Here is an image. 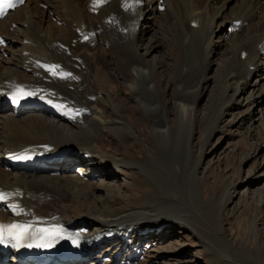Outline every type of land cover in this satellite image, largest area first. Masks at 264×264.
Here are the masks:
<instances>
[{
	"label": "bare ground",
	"instance_id": "obj_1",
	"mask_svg": "<svg viewBox=\"0 0 264 264\" xmlns=\"http://www.w3.org/2000/svg\"><path fill=\"white\" fill-rule=\"evenodd\" d=\"M161 1L29 0L0 21V223L28 222L45 231L74 234L80 239L114 232V241L104 251L121 254L133 242L131 264L140 255L141 243L140 238L128 242L132 233L141 235L154 229V234L161 236L172 223L182 225L188 221V216L182 218L161 210L181 198L173 180L162 176L159 168L164 165L152 159L137 162L138 170L158 177L161 174L165 180L160 177L155 182V193L143 207L125 211L100 200L90 203L94 173L105 182L114 177V171L129 165L124 158L109 156L100 148L103 136L116 134L121 146L133 138L142 141L131 114L127 115L122 107L125 101L103 95V78L112 89L118 85L128 90L130 101L150 114L151 134L166 154L167 140L175 129L164 88L177 93L172 107L178 108L181 121L195 112L197 101L212 81L206 73L211 56L217 53L214 40L225 41L220 34L223 30L218 32L226 23L224 28L237 32L232 34L233 45L223 52L219 78L213 81L219 86L214 99L217 104L211 107L206 122L211 136L221 129L220 123L229 113L231 124L245 125L251 118L238 119L241 113L235 115L231 109L241 104L239 97L252 100L242 114L251 117L256 106L253 99L257 98L262 100L257 108L264 113V87L253 80L259 71L264 75V0L243 3L234 18L225 10L236 0ZM148 9L150 16L158 14L163 24L160 16L165 19L167 9L179 17L181 48L174 51L172 64L171 59H157L167 47L159 32L143 44L148 27L141 21ZM3 45L7 51H3ZM6 57L10 59L6 61ZM197 62L201 71L192 81ZM18 91L25 96L23 105L19 98L12 97ZM193 94L197 96L195 102ZM259 128L264 133V114ZM247 129V137L252 136L255 129ZM193 157L187 158L181 179L185 182L190 176L200 185L197 168L190 167ZM87 163L90 167L101 165L102 171L83 170ZM50 169H55L53 175ZM103 187L111 195L122 190L121 185L109 182ZM215 201L202 200L200 204L208 209ZM87 203L89 209L80 220L69 216V206L83 208ZM215 220L222 232L221 218ZM103 247L92 249L80 264L89 258L91 264L101 261L103 252L95 254ZM0 264L24 263L15 253L0 251ZM53 264L76 262L59 260Z\"/></svg>",
	"mask_w": 264,
	"mask_h": 264
},
{
	"label": "rangeland",
	"instance_id": "obj_2",
	"mask_svg": "<svg viewBox=\"0 0 264 264\" xmlns=\"http://www.w3.org/2000/svg\"><path fill=\"white\" fill-rule=\"evenodd\" d=\"M246 2L249 0H236L235 3L227 7L225 12L230 18H234L239 13L237 12L239 7ZM221 5L222 3H219L218 7ZM170 11L167 9L168 16H165V19L160 16L164 21L163 24L157 18L158 14L157 16H150L148 9L145 12L146 20H144V16L141 24H146L148 27L143 37V44L155 38L159 32L160 36L166 39L167 47L158 54L157 59H171L169 64H172L174 51L180 49L181 45L178 39L179 17L169 13ZM160 12L164 13L162 10ZM258 19L260 20V18ZM221 21L219 20L218 24ZM244 24L245 22L242 21V25ZM226 25L228 24L224 23L223 29L220 28L218 32L223 30L220 34L225 41L214 40L217 53L215 55L213 53L211 56L212 63L206 73L207 78L212 81L205 87L202 98L197 101L196 110L195 112L192 111L190 117L181 121L178 108L172 107L174 101H177V96H175L177 93L164 88L167 103L171 108V121L175 129L173 137L167 140L168 147L166 149L168 153L166 154L162 152L158 141L151 134L150 114L146 113L142 106H136L130 101L128 90H121L118 85H113L112 89L110 88L112 85L103 78V95L110 94L119 101H125L122 107L127 111V115L131 114L142 141L133 138L131 142L121 146L116 140V134L103 136L100 148L109 156L115 155L124 158L127 162L129 161V165H124L121 170L114 171V177L105 182L99 176L100 174L94 173V178L90 180L93 183L90 186L93 190L90 203L94 200H100V203L105 202L117 210L125 211L141 208L148 198L154 195L155 182L160 181L163 177H168L173 180V185L178 189L181 199L180 201L175 200L172 205L163 207L161 210L180 214L182 218L185 216L189 218L182 225L177 222L172 223L161 236H156L154 229L144 231L141 235L140 233L137 235L132 233L128 242L140 238L141 243L139 246L140 255L131 264H259V262L264 264V133L259 128L264 113H261L257 108L262 106V100L253 99L256 106L251 112V117L242 113L246 111L252 100H245L241 96L238 98L239 101L241 100V104L231 106L235 115L241 113L238 119L251 118V123L248 121L245 125L231 124L233 119L229 113L222 119L221 129H218L211 136L206 122L211 107L214 106L215 108L217 104V102L214 103V99L218 95L219 86H216L213 81L219 78L217 71L222 60H224L223 52L225 48H230L233 45L232 34L237 32L235 29L224 28ZM221 42V47H218ZM2 49L7 51L8 47L3 45ZM6 58V61L10 59V57ZM142 62L144 65L145 62ZM194 69L197 71L192 75V79L190 78L192 81L197 72L201 71L198 62ZM261 74L263 73L260 71L256 73L253 80H258L259 86L264 87V75L261 76ZM163 75L164 78L167 77L166 74ZM249 91L250 89L244 96ZM258 91L257 89L255 94ZM194 96L195 94H193L192 101L195 102L197 96ZM223 127L225 129H222ZM248 127L255 129L253 135L249 137L246 135ZM148 138L150 141L146 142ZM193 154L190 167L197 168V178L201 187L197 185L193 177L188 176V180L185 179V182L181 179L182 172L187 166V158ZM151 159L164 165V168H159L163 177L161 174L158 177L149 172L144 173L138 170L137 162ZM199 161H201V165H199ZM76 165L74 164L73 167L75 168ZM85 169L102 171V166L90 167V164L87 163L83 170ZM54 170L50 169L49 174L53 175ZM164 178L163 180H165ZM108 182L121 185L122 190L114 195L105 192L103 186ZM226 188L228 189L227 194ZM211 199L217 201L213 202L208 209L206 205L200 204L202 200L207 203ZM65 200H67V196ZM89 206V203L85 204L83 208L71 205L67 208V212L71 218L80 220L85 216ZM199 207L200 209H198ZM218 217L221 218L222 232H219L220 229H218L215 220ZM113 241L111 240L95 254L103 252V255L106 256L103 257L102 255L101 261L96 262L95 260L92 264H130L132 258L130 247L133 242L130 246L127 244V249L121 254L104 251ZM91 259H87L85 264H91Z\"/></svg>",
	"mask_w": 264,
	"mask_h": 264
},
{
	"label": "snow or ice",
	"instance_id": "obj_3",
	"mask_svg": "<svg viewBox=\"0 0 264 264\" xmlns=\"http://www.w3.org/2000/svg\"><path fill=\"white\" fill-rule=\"evenodd\" d=\"M4 0H0V4H3ZM18 3H23L24 0H17ZM136 3H139L140 0H135ZM4 15V12L2 10V8H0V16H3ZM55 67V66H53ZM55 74V73H54ZM2 195H0V199H2ZM20 226L18 225H7V226H4V225H0V242H3L4 240V231H5V228L11 230V229H14V228H18ZM9 235H12V233L9 231ZM16 239H23L24 237L22 235H18L15 237Z\"/></svg>",
	"mask_w": 264,
	"mask_h": 264
}]
</instances>
